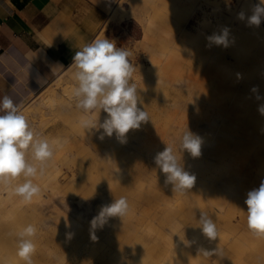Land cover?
I'll return each mask as SVG.
<instances>
[{
	"label": "rangeland",
	"instance_id": "1",
	"mask_svg": "<svg viewBox=\"0 0 264 264\" xmlns=\"http://www.w3.org/2000/svg\"><path fill=\"white\" fill-rule=\"evenodd\" d=\"M235 2L236 0H107L104 3L103 9L108 22L106 27L103 25L100 28L96 37L112 39L118 47L130 53L128 59L135 67L131 82L139 81L146 87L145 91L148 93L142 96L145 104L138 108L146 110L150 120L142 122L139 129L130 130L126 134L125 143H121L115 133L111 137L105 136L101 140L99 137L103 130L100 132L94 129L85 131L81 126V119L84 116L81 110L73 104L71 108L64 109L57 104L61 99L54 97L60 93V88H66L69 94L72 93L76 82L74 76L67 75L74 69L71 65L64 70H68L66 73L62 72L64 75L61 77V84L54 92H49L47 89L50 83L41 93L28 99L19 109L39 136L46 137L50 142H58V135L71 138L70 141L64 139L62 147L58 145L54 148L55 161L59 164L58 168L60 167V169H57L59 171L56 169L49 171L48 177L40 178V185H42L41 181L51 185L56 180L63 178L62 173L66 170L65 164L71 158L66 154L63 159L61 155L64 147L72 144L78 147L81 144L80 141H75L78 139L79 130H81L83 135L91 136L92 139L87 141L93 145V147L88 146L81 153V160L86 162L87 173H81L82 182L78 186L82 187L83 185L87 190L81 194L78 186L70 184L64 190L65 193L70 197L81 195L85 199L91 200L106 191L110 204L115 199L125 197L129 205V212L122 218L110 217L108 219L106 232L110 236L106 233L102 235L104 225L103 228L95 230L96 239L89 240L84 245L83 232L88 229V235L92 238L90 222L97 216L101 205L89 211L92 217L88 219L83 218L82 214L69 218L68 214L59 210V219H55V223L60 227L52 226L47 231L42 229L43 218L35 212L28 211L30 205L28 202H24L22 205L16 204L12 209H4L0 205V264L11 254L17 255L18 233L28 225L34 226L37 233H45L43 238L37 239L36 236V239L33 240L35 244V251L32 254L33 264H44L41 263V260L45 257L56 260L52 255L59 254L62 250H65V253L63 261L59 264H163L167 261L168 246L165 240L155 238L159 232L169 234V230L171 231L172 228L174 231L172 235L176 236L180 233L185 235L188 226L197 220V216L206 207H214L218 214L224 211L209 198L206 200L207 203H204L202 197L208 193L205 186L199 187L201 184L199 176L203 177V174H207L214 181L224 177L226 171L229 170L227 167L230 164H220L216 157L219 143L217 146L211 147L209 153L211 156H207L213 160L212 162L205 161V157L201 155L199 157L185 156L188 160L186 159L187 162H184V167L186 166L187 171L196 177L193 187L186 190L190 194L186 201H182L183 198L179 192H173L171 184H166L165 173L155 164L154 160H151V155H149L151 148L157 147L161 152L167 145L172 148L176 146L175 138L178 134L182 135L188 126V123L183 120L185 117H189L190 124L194 125L200 121L201 116L199 108L190 107L194 103L193 96H187L184 89L161 86L151 88V83L154 78L153 74L159 68L168 71L166 68L168 60L179 55L176 47L182 25L187 23L186 29L193 33L196 22L202 19L209 20L208 25L212 24L213 27L214 25L218 26L220 22L226 24L228 16L238 6ZM188 19H190L189 22ZM208 25L205 27V32L211 29ZM231 33L229 42L240 45L242 36L238 34L236 37H231ZM176 63L183 64L180 59H177ZM178 69L183 73L181 68ZM193 70H195V65L192 67L191 73ZM65 97L63 96L62 100H65ZM55 101H57V105H55ZM172 101H176L181 107L179 114L181 118L173 111V108H170V112L166 113L157 111L170 107L169 104ZM185 101L187 102L183 103ZM99 116L104 120L107 114L101 111ZM173 126H180V130ZM239 127L242 128L241 123ZM64 129L65 131H62ZM127 143L130 145L129 148L125 147ZM95 149H104L107 160L97 161ZM174 153L177 154V152ZM76 156L72 157L71 155L72 160H78L79 156ZM254 161L256 166L261 165L259 159ZM60 163L63 164L62 167ZM13 181L17 186L24 182V178L20 177ZM36 182L38 181L36 180ZM248 192L243 190V194L247 195ZM170 198H172V203H170ZM242 200L244 197L239 202L226 207L228 213L224 211L237 220H234L232 225L235 223L240 225L242 220L247 218V205ZM181 202L187 204V207H184V210L187 209L186 216L177 215L178 211L175 210L176 206H180L178 203ZM228 208H230L229 211ZM111 218L117 219L121 224ZM186 219L188 221H185ZM128 221L134 222V231L131 230L129 234L124 231V225ZM243 224L247 225V222ZM223 225H225L224 222ZM231 228L238 229L236 225ZM61 229H67V234ZM194 232L195 229L191 234L194 235ZM69 234L71 238H69ZM240 234L244 236L245 240L252 241V243L250 247L243 249L246 256H243L244 261L239 264H264V237L256 236L252 232ZM129 235L137 237V239L131 240ZM140 240H142L141 244L138 243ZM177 243L180 244V247L176 253L180 254L183 242ZM13 244L17 247L16 251ZM191 255L197 256L196 253ZM248 255H256V258L254 260L247 258ZM21 261L22 264H25L23 260Z\"/></svg>",
	"mask_w": 264,
	"mask_h": 264
},
{
	"label": "bare ground",
	"instance_id": "2",
	"mask_svg": "<svg viewBox=\"0 0 264 264\" xmlns=\"http://www.w3.org/2000/svg\"><path fill=\"white\" fill-rule=\"evenodd\" d=\"M235 3L238 6L234 9V12L228 16V19L225 21L226 24L220 22L218 26L214 25L213 27L212 24L208 25L210 23L209 20L202 19L196 22L193 33L186 29L187 23L186 25H182L181 31L179 32L180 35L178 34L179 40L176 47L179 55L177 54L178 56L168 60L166 66L168 71L164 70V68H159L153 74L154 78L151 83V88H158L159 86L166 88L177 87L184 89L187 96H193L192 101L194 103L190 105V107L193 108L196 106L200 109V121L192 125L190 124L191 119L189 117H185L183 120L188 123L187 128L201 138V156L205 157V161L212 162L213 160L207 156H211L209 154L212 149L211 147L213 145L217 146L219 143L216 151V157H218L219 163L224 165L230 164L227 167L229 170L226 171L225 176L222 178L213 181L212 177L207 174H203V177L199 176L201 181L199 187L205 186L208 193L207 195L204 194L202 201L205 203L207 198H209L226 212V207H230L231 204L239 202L243 197L244 200L242 201L245 202L247 195L243 194L244 189L250 191L253 188H258L261 181L264 180V115H261L258 111V107L264 104V25L262 22L259 27L249 26L247 24V17L252 14L251 7L256 4L255 0H236ZM241 11L245 13L244 20L238 18V14ZM189 20L190 19L187 21L189 22ZM107 22L108 20L104 24L105 27ZM207 25L210 26L211 29L205 32V27ZM224 27L229 28L230 33L233 31L231 37H236L238 34L241 35L242 43L240 45H234V43L230 41L228 47L215 44L211 47H207L206 45H208L209 42L206 38L214 32L219 34ZM97 38L99 37L95 39ZM162 55L164 56V54ZM177 59H180L183 64L178 65L176 63ZM194 65L195 70L191 73ZM178 68H181L183 73H181ZM67 71L64 72L66 73ZM74 71L75 70L72 69L67 75L74 76ZM63 75L64 73L58 75L47 87L49 92H54V90L57 89L61 84L60 80ZM136 84L138 89L137 107H142L145 104L142 96L148 93H146V87L143 86V84L139 81H137ZM253 86H258V94L262 99H256L257 94L251 91ZM59 90H61L60 93H55L56 96H54L61 99L58 101V105L64 109L71 108L72 104L75 105L72 93L69 94L66 88H60ZM63 96H66L65 100H62ZM56 102L57 101H55V105H57ZM186 102L187 101L183 103ZM169 106L170 107L158 109L157 111L166 113L170 112V108H173V111L181 118L179 116L181 107L178 106L177 102L172 101ZM182 108L184 107L182 106ZM98 119L100 122H103L100 116ZM240 123L242 124V128L239 127ZM173 127L180 130V126ZM101 130L96 131L100 132ZM62 131H65V129ZM82 132L83 131L79 130L78 139L75 140L81 143L78 147L72 144L64 147V151L62 150L63 154L61 156L63 159V156L66 154L68 155L67 157L70 156L71 158V160L68 158L69 162L67 161L68 163L65 164V172L62 171V183L61 180H56L51 185L43 181H41L42 185L39 184V179L48 177L49 171H55V169L59 171L57 169H60V167L58 168L59 164L56 163V157H54V155L47 163L45 174L33 180L34 183L40 186V193L38 196L33 197L31 202H28L30 204L28 206V211L31 213L35 212L43 218L41 221L43 231H47L52 226L60 227V225L55 223V219H59V210L68 214L69 218L77 217L82 214L83 218L88 219L92 217L91 214H89L90 210L97 208L98 205H110L107 198L108 196L106 195L108 192L106 191L91 200H87L81 195L70 197L64 191L70 184L75 186L81 184V173H87L86 162L81 160V153L84 152L88 146L93 147V145L90 141H87L92 139L91 136H87L86 134L83 135L84 133L82 134ZM180 137L181 135L178 134L177 138H175L176 146L173 150L177 152L176 155L178 159L184 164V162L188 160L185 156L191 157V155L188 152H181L179 150ZM57 138L60 147L64 145L62 144L64 139L65 141L71 140V138L63 135H58ZM125 147L129 148L130 145L127 143ZM150 150V158L154 160L157 153H159L158 148L153 147ZM95 153L97 161L102 162L103 160H107L106 151L104 149H95ZM71 155L72 157L76 155L79 156L78 160H72ZM258 159L261 165L256 166L254 160ZM60 164L62 167L63 164ZM185 170L187 171L186 166ZM36 180L38 182H36ZM13 182L15 181L5 186L3 185L4 187L2 185L0 186V205H2L4 209H12L16 204L22 205L24 203V201L15 194L14 190L16 186ZM60 183L61 186H59ZM78 187L80 188L81 194L87 190L83 185L82 187ZM179 193L183 198L182 201H186L190 196L188 191ZM154 196L157 197L156 195ZM172 202V198H170V203ZM178 205L180 206H176L175 208V210L178 211L177 215L186 216L187 209L184 210V207H187L186 202L178 203ZM229 210L230 208H228V211ZM99 211H97V215ZM202 211L207 212L216 224L218 231L217 239L209 241L208 238L203 235L202 230L198 227L199 215L197 216V220H194V222L188 226V231L185 232V235L181 233L176 236L172 235V233H174L172 228L171 231L169 230V234H161V232H159L155 238L165 240L168 246L166 251L167 261L163 264H239L244 261L243 256L246 255L243 249L250 247L252 243V241L245 240L244 236L240 234L251 232L247 225L243 224L247 222V218L243 219L240 225L235 223L238 229L234 228L233 230L231 227H235V225L231 223L237 220L231 217V215L224 213V211L218 214V211L210 206ZM113 220L121 224L117 219ZM185 221H188V219ZM223 222L225 225L222 226ZM230 225L232 226L230 227ZM106 228L107 223L105 224V228L103 229L104 233H102V235L106 233L110 236V234L106 232ZM193 228L195 229L194 235L191 234V232L194 231ZM131 230L134 231V222L128 221L124 225V231L129 234ZM61 231L66 233L67 229H61ZM36 236L37 239H40L43 238L42 236H45V233L40 232L37 233ZM36 236L34 239H36ZM129 238L131 240L137 239V237L130 235ZM89 240L91 241L92 238L88 235L87 229L83 232L84 245H86ZM177 242H183L180 248V254L176 253L180 247V244ZM138 243L141 244L142 240ZM13 246L16 251L17 247L14 244ZM205 251H209V253L206 254ZM64 253L65 250H62L59 254H53L52 256H54L56 260L45 257L41 260V263L45 264L51 262L59 264L63 261ZM193 253H196L197 256L191 255ZM16 256L17 255L11 254L1 264H22V259ZM247 258L254 260L256 255H248Z\"/></svg>",
	"mask_w": 264,
	"mask_h": 264
},
{
	"label": "clouds",
	"instance_id": "3",
	"mask_svg": "<svg viewBox=\"0 0 264 264\" xmlns=\"http://www.w3.org/2000/svg\"><path fill=\"white\" fill-rule=\"evenodd\" d=\"M252 14L247 17L249 26L259 27L264 20V0L252 5ZM238 18L245 19L241 11ZM230 29L224 27L220 33L208 36L207 47L213 44L229 46ZM51 45H49L50 47ZM130 53L118 47L109 38H97L76 51L72 57L71 67L74 68L75 85L72 97L75 107L84 114L81 126L85 130H103L100 139L111 137L114 133L121 143L126 142V134L133 129H139L142 122L149 121L146 110L137 107L138 89L131 82L135 67L130 63ZM63 68L57 62L55 66ZM40 77H38L39 82ZM251 91L256 99L258 86ZM103 111L107 114L103 122L99 115ZM264 115V104L258 107ZM0 184L7 185L13 180L23 177L24 182L15 187V194L24 202H31L40 193V186L33 182L45 174L47 163L54 155V148L58 142H50L46 137L39 136L31 128L27 117L20 111L19 106L10 96L0 99ZM98 114V116L96 115ZM201 138L188 128L180 137L179 150L187 151L192 157L201 155ZM155 164L166 174V184L172 185L173 192H183L193 187L196 177L185 170L171 146L157 153ZM247 226L256 236L264 237V180L258 188L247 193ZM129 212V205L125 197L115 199L110 205L102 206L91 224L92 239H96L95 230L103 228L110 217H124ZM199 228L209 241L216 240L218 231L213 219L207 212L201 211L198 218ZM37 229L26 226L18 233L17 255L25 264H33L32 254L35 251L33 242ZM69 238L71 235L69 234ZM209 253V251H205Z\"/></svg>",
	"mask_w": 264,
	"mask_h": 264
},
{
	"label": "crops",
	"instance_id": "4",
	"mask_svg": "<svg viewBox=\"0 0 264 264\" xmlns=\"http://www.w3.org/2000/svg\"><path fill=\"white\" fill-rule=\"evenodd\" d=\"M106 1L0 0V99L20 107L52 83L105 24Z\"/></svg>",
	"mask_w": 264,
	"mask_h": 264
}]
</instances>
